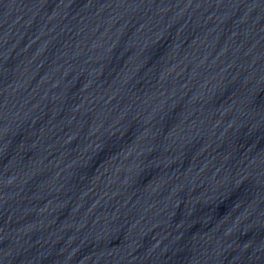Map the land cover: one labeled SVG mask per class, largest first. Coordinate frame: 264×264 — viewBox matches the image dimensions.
Wrapping results in <instances>:
<instances>
[{
	"label": "water",
	"instance_id": "water-1",
	"mask_svg": "<svg viewBox=\"0 0 264 264\" xmlns=\"http://www.w3.org/2000/svg\"><path fill=\"white\" fill-rule=\"evenodd\" d=\"M0 264H264V0H0Z\"/></svg>",
	"mask_w": 264,
	"mask_h": 264
}]
</instances>
